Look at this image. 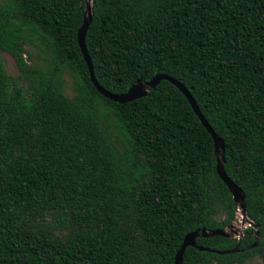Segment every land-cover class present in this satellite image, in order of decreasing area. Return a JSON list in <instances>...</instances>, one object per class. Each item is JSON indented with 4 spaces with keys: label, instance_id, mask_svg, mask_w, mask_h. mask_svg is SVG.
I'll return each mask as SVG.
<instances>
[{
    "label": "trees",
    "instance_id": "1",
    "mask_svg": "<svg viewBox=\"0 0 264 264\" xmlns=\"http://www.w3.org/2000/svg\"><path fill=\"white\" fill-rule=\"evenodd\" d=\"M87 0H0V264H175L184 238L230 227L233 196L185 95L162 81L119 104L78 42ZM86 47L114 94L158 74L183 84L225 142L245 193L241 239L213 236L183 264L264 258V0H93ZM43 64L31 65L27 46ZM9 54L20 77L9 75ZM75 96L66 94L65 75Z\"/></svg>",
    "mask_w": 264,
    "mask_h": 264
},
{
    "label": "water",
    "instance_id": "2",
    "mask_svg": "<svg viewBox=\"0 0 264 264\" xmlns=\"http://www.w3.org/2000/svg\"><path fill=\"white\" fill-rule=\"evenodd\" d=\"M92 4H93V0H87L86 10L84 11V23L78 34V42H79V46L81 48L82 54L85 58V61L89 67L92 82L94 86L96 87V89L98 90V92L113 102H116L119 104H126V103L133 102L135 100H139V99L146 97L150 92L154 91L162 81H168V82H171L173 85H175L188 99L193 110L195 111L197 116L200 118L203 126L211 134L214 140V145H215V156L217 159V173L220 176V178L223 180V182L229 188L233 196V199L237 205V208H238L237 212L239 210L241 211L242 217L244 219V223H248L249 226L255 230V242L247 249L240 250V243H239L237 248H235L234 250L224 251V252H221V251H213V252L225 255V254H234V253H239V252H244V251H251L257 248L260 242V234L258 231L259 227L250 219L248 215L247 207L245 203V193L241 187H239L237 184H235V182L231 180V178L227 175L225 168H224L225 158H226L225 142L212 129V127L210 126V124L205 119L204 115L202 114L201 110L199 109L195 99L193 98L191 93L187 90V88L183 84H181L179 81L173 79L172 77L168 75H164V74H158L153 79H151L149 82H146V83L138 81L127 92L123 94L111 93L105 90L99 84V82L97 81L95 77L93 63H92L91 57L88 53L86 43H85L86 34L92 22V15H93ZM213 236H223V237H228V238L233 237L232 234L228 232V228L217 229V230L202 229V230H196L194 232H191L185 236L184 242L181 245L180 250L176 254L175 264H183L184 254L188 247H194L200 251H210L208 248L197 246V239L200 237L209 238ZM243 236H244V233L241 234L240 237L242 238Z\"/></svg>",
    "mask_w": 264,
    "mask_h": 264
},
{
    "label": "rangeland",
    "instance_id": "3",
    "mask_svg": "<svg viewBox=\"0 0 264 264\" xmlns=\"http://www.w3.org/2000/svg\"><path fill=\"white\" fill-rule=\"evenodd\" d=\"M27 50L30 56L28 57V61L31 65L40 66L43 64V58L40 55V51L35 47L28 45ZM6 69L10 76L13 78L20 77V71L16 66L14 59L7 53H2ZM65 87H66V94L69 98H73L75 96V82L74 78L66 74L65 75ZM248 223H244V219L242 217L241 211L239 210L237 213V218L233 222V224L228 227V232L232 234L235 238H241V234L245 232L249 228ZM248 264H264V258L258 256L248 261Z\"/></svg>",
    "mask_w": 264,
    "mask_h": 264
}]
</instances>
